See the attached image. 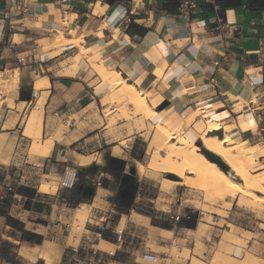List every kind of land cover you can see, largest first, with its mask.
Wrapping results in <instances>:
<instances>
[{
    "label": "crops",
    "instance_id": "0c3cea01",
    "mask_svg": "<svg viewBox=\"0 0 264 264\" xmlns=\"http://www.w3.org/2000/svg\"><path fill=\"white\" fill-rule=\"evenodd\" d=\"M221 1L223 4L214 1V8L213 0H197V7L184 15L177 9L180 0H0V219L5 229L0 239L16 244L8 246L10 260L21 259L19 264H84L88 259L92 264H144L138 257L143 251L162 254L165 261L173 246L181 253L193 244L186 236L192 228L174 219L176 214L188 219L192 210L167 212L165 218L173 219V223L168 222L170 228L162 227L163 222L153 220V215L135 209L139 197L136 190L130 202L135 222L130 226L145 227L143 240L135 244L127 240L129 233L142 231L129 227L125 235L120 218L114 222L113 242L104 238L92 248L84 238L69 241L59 222L62 215L55 212L59 204L70 199L68 194L28 183L32 172L43 170L44 175H52L69 165L87 168L69 162L67 148L80 136L73 138L75 129H69L61 140L53 139L50 153L47 145L48 155L39 157L29 154L32 138L23 130L39 98L45 127L41 136L47 126L53 131L59 119L71 118V126L75 125L73 115L79 114L86 125L91 117L96 121L94 109L99 110L102 96L83 73L70 69L73 58L80 54L82 62L102 63L148 95L155 111L146 120L151 126L160 121L172 130H184L182 137L194 143L196 124L209 120L234 123L228 131L231 138L258 141L264 127V120L258 116L264 111V68L256 64V57L264 43V0ZM227 1L230 4L224 5ZM123 9L127 18L119 17ZM216 16L224 20L223 34L215 29ZM59 32H64L67 43H62ZM46 42L55 47L42 51ZM91 73L103 86L92 67ZM43 75H47L49 85L35 94L34 80ZM101 124L97 121L91 131ZM133 147L127 151L138 158ZM113 157L110 162L116 160ZM14 168L20 170L19 176ZM91 171L84 180L95 184L93 201L98 193L100 200L114 205L121 176L104 165ZM9 184L16 195L4 190ZM19 187L25 188L19 191ZM81 203L75 207L74 219ZM23 230L35 235L23 234ZM36 235L41 236L39 243ZM73 247L80 248L79 254L71 252ZM2 251L6 249L0 248L4 258ZM205 254L201 244L195 257L202 260ZM174 261L171 264H180Z\"/></svg>",
    "mask_w": 264,
    "mask_h": 264
},
{
    "label": "rangeland",
    "instance_id": "374dc122",
    "mask_svg": "<svg viewBox=\"0 0 264 264\" xmlns=\"http://www.w3.org/2000/svg\"><path fill=\"white\" fill-rule=\"evenodd\" d=\"M63 35L64 32H59V38H61L62 43H67L68 40ZM52 42L44 43L41 50L49 51L55 47L52 45ZM64 63L62 62L60 65ZM90 63V61L87 63L82 62L81 55L78 59L73 58L70 69L71 71L83 73V77L88 78L90 84L95 87V92L102 96V104L99 105V110L94 109L96 112V121L94 122L91 117V121L88 123L89 125H86L84 121H80V115L78 114L73 115L72 118L75 121V125L71 126V118L67 121L59 119L53 131H50L48 126L46 127V131L44 130L45 135L43 134L41 139L35 140L32 136H29L32 138L29 145V154L38 155L39 157L48 155L53 139L60 138L61 140L69 132V129L74 128L72 137H80L74 144L69 145L67 148L71 156L69 162L80 163L81 166L100 167L104 165L111 167L119 177L122 175V171L132 172L133 186L136 191H139L138 201L134 203L137 206L135 209H138L145 215H153V220L156 222L167 224L168 222L173 223V219L169 217L167 219L165 218L166 216L164 214L167 212L172 213L178 210L181 214L185 209H190L192 212H195L197 216L195 227L186 233V236L192 238L193 244L191 243L185 246L181 253L178 252L179 249L176 246H173L169 251V258L167 260L162 261L158 259L152 264H161V262L171 264L175 262L174 260L179 261L180 264H264V202H260L255 196L250 197L244 195L238 186H231L223 196L214 197L212 194L207 193L205 188L197 181L189 185H178L174 183L173 181L176 178L165 171H156V173L155 171L151 172L148 170L150 173L146 171L148 173L141 174L134 167L135 172H133L132 163L134 159L139 160L146 167L152 161H158L156 158H159V155L157 154L165 155L166 151L155 146V127L147 124V118L133 122L132 119L136 115L133 106L123 100L120 95L113 93L105 84L101 86L97 77L93 76L94 73H91ZM146 96L150 99L147 94ZM41 100L42 98H39L35 106L40 103L42 115ZM97 121L102 122V124L97 130L91 131L94 129V124ZM208 123L201 124V131L203 133H211L207 130ZM232 125L234 126V123H223L221 124V128L223 129L216 131L221 133V135H223V132L228 135L229 129L233 127ZM44 128L41 122V130ZM224 128L226 129L225 131ZM255 128L252 127L253 130ZM183 132L184 130H179V134L177 135L182 137ZM263 137L264 127L261 130L258 141L251 142L236 136L232 137L231 142L244 140L249 145H258V147L264 149ZM47 145H49V153L48 148H46ZM131 145L134 146L132 150H135L138 158H132L129 155L127 150H131ZM111 156H114L113 158L116 160L110 162ZM256 163L260 164V166L258 168L255 167L251 171V175L263 179L264 186L263 154L257 156ZM121 165H123L122 170ZM64 169L61 170L60 174L52 175H44L43 170L38 173L32 172L30 174L31 181L28 184L40 185L39 188L41 190H54L57 188L63 194H68L70 199L65 201V204H59L55 212L62 215L60 216L59 222L62 221V232L67 235L69 241L76 236L78 238H84L86 243L90 244L92 248H96L95 244L104 238L113 242L114 233L112 229L114 222L120 218L122 224L120 228L125 226V235H127L126 231L129 227L132 230L138 229L137 227L130 226L131 223L135 222L133 217L134 211L131 210L130 202H121L120 198L116 196L114 205H109L107 202L99 199L98 193L94 201L92 197H88L86 207H83L82 204L79 205L82 211L78 212L76 210L74 219L73 215L78 203L76 194L71 189L62 188L59 183ZM71 169L76 170V182L85 179L86 174L84 169H78L73 165H69L67 170ZM256 194L264 196L262 193ZM154 205L159 208H154ZM121 213L124 215L121 216ZM130 213L131 216L129 215ZM78 216H81L84 220L81 225V222L76 220ZM105 216H108L106 220L104 219ZM46 219H48V216ZM228 223L234 225L233 228ZM72 228L74 229L72 230ZM80 230L82 232L78 236L77 234H79L78 231ZM138 230L142 232L139 233L136 231L129 233L127 240L130 241L132 239V243L134 244L143 240V237L145 238L147 235V232L143 231L145 227L142 226ZM211 230H214V234L212 233V235L210 234ZM244 231H250V236H244L242 234ZM4 232L3 221L0 219V233ZM48 239L52 240L50 236H48ZM0 244V248L6 249L2 253H7V256L11 252L8 246L16 245L15 243H8L4 239H0ZM201 244L206 249V256L202 260H199L195 255L200 252ZM115 248L116 246L114 245L113 251ZM138 257L140 260V256ZM160 257H162V254ZM21 261V259L7 260L0 256V264H19ZM27 262L29 261L27 260Z\"/></svg>",
    "mask_w": 264,
    "mask_h": 264
},
{
    "label": "bare ground",
    "instance_id": "6f19581e",
    "mask_svg": "<svg viewBox=\"0 0 264 264\" xmlns=\"http://www.w3.org/2000/svg\"><path fill=\"white\" fill-rule=\"evenodd\" d=\"M79 56L80 54H77L74 58L78 59ZM90 62L93 71L100 78L102 84H105L113 93L120 95L123 100L133 106L136 114L132 119L133 122H138L141 121V119L143 120V118L146 119L153 116L155 111L153 107L150 106L149 100L143 91L129 83L120 72L109 69L102 63L97 64L94 61ZM34 81L32 86L34 90L49 85L47 75L39 76ZM208 122L207 130L211 133H203L201 131V123L193 127L192 137L195 139L194 143L188 142L184 137H179L177 135L179 131L176 129L172 130L167 124L160 121L157 122L154 129V143L155 146L166 151L165 155L157 154L159 155V158H156L158 161L154 160L146 167H144L139 160H134L132 163L133 172H135V168L138 170V173L141 174L148 170L151 172L165 171L176 178L173 181L174 183L178 185H189L197 181L205 188L207 193L212 194L214 197H221L226 194L229 187L238 186L244 195L250 197L255 196L260 202H264V196L256 194H264L263 179L251 175V171L255 169V167L258 168L260 166V164L256 163V160L257 156H261V154L264 155V149L258 147V145H249L246 142H231L232 138L227 134L218 136L219 133L214 131L221 129L222 123L212 120ZM23 133L27 136H32L35 140L41 139L40 103L37 104L29 114ZM199 140L206 149L221 157L229 166V172H224L217 163L210 161L203 152H201L200 147L196 144V141ZM72 171V169L67 170V177L71 176ZM86 202L81 203L83 207H86ZM76 210L78 212L82 211L79 206ZM76 220L81 222L80 225L83 224L84 220L81 216H78ZM228 224L233 228L234 225L231 223ZM73 229L74 228H72V230ZM78 232L79 234L77 235L79 236L82 231L80 230ZM242 234L248 236L250 231H244Z\"/></svg>",
    "mask_w": 264,
    "mask_h": 264
},
{
    "label": "built area",
    "instance_id": "2783aa9c",
    "mask_svg": "<svg viewBox=\"0 0 264 264\" xmlns=\"http://www.w3.org/2000/svg\"><path fill=\"white\" fill-rule=\"evenodd\" d=\"M214 1L215 0H213V4H214ZM196 7H197V0H180V3L178 4L177 9L181 13H183L184 15H188L190 10L193 8H196ZM214 8H217L216 4H214ZM119 17L120 18H125V17L127 18L126 9H123V11L121 12ZM224 26H225L224 20L221 19L219 16H216L215 17V29L220 34H223L222 32H223ZM215 64L219 65V62L215 61ZM256 64L259 65L260 67L264 68V43L263 42L260 44V46L257 50ZM54 114H56V112H54ZM258 116L261 120H264V111H259ZM262 141L264 143V137L262 138ZM35 165L38 166V164H35ZM14 171H15L16 175L19 176L20 170L17 168H14ZM76 181H77L76 170L73 169L71 176L67 177V168H65L59 183H60V186L62 188L71 189L76 184ZM3 188L5 191H9V192L13 193V195H16V191L12 185H10V184L4 185ZM180 217L181 216L179 214H176L174 216V219L179 220ZM71 252L74 255H77L80 252V248L79 247H73ZM162 258H164V257H160V254L153 252V251H150V250L143 251L140 254V260L142 262H144V264H152V263L156 262L158 259H162ZM84 264H92L91 259L86 260V262Z\"/></svg>",
    "mask_w": 264,
    "mask_h": 264
},
{
    "label": "water",
    "instance_id": "95a60500",
    "mask_svg": "<svg viewBox=\"0 0 264 264\" xmlns=\"http://www.w3.org/2000/svg\"><path fill=\"white\" fill-rule=\"evenodd\" d=\"M165 105V102L161 103L159 105V108H162ZM218 133V131H215ZM218 136H222L221 133H219ZM196 144L200 147L201 152H203V154L210 160L213 161L215 163H217L220 168L224 171V172H229L230 168L229 166L221 159V157L219 155H217L216 153H213L212 151L206 149L201 141H196ZM100 168L99 166H87V168L84 169L85 174L86 173H91V169H98ZM130 177L133 178V173L132 172H123L122 177ZM75 188L77 190H82L81 196L84 198H88V197H92L95 193V184L92 183V181L90 180H83L80 182H77V184L75 185Z\"/></svg>",
    "mask_w": 264,
    "mask_h": 264
},
{
    "label": "trees",
    "instance_id": "16d2710c",
    "mask_svg": "<svg viewBox=\"0 0 264 264\" xmlns=\"http://www.w3.org/2000/svg\"><path fill=\"white\" fill-rule=\"evenodd\" d=\"M215 2H217V3L219 2V3H222L223 4V2L221 0H215ZM173 3H177V2L174 1ZM224 3H225L224 5H229L230 4L228 1L227 2H224ZM76 184H77V182H76ZM75 185L71 188V190L76 194L77 202L79 203V202H85V201H87L88 198L82 197L78 193L77 189L75 188ZM23 188H25V187H23ZM23 188L22 187H19L18 190L19 191H22ZM0 212L2 213L3 211L0 210ZM196 218H197V216H196V213L194 212V213H192V215L189 216L188 219H183V218L180 217V219L178 221V224L179 225H184L185 227H188V228H194L195 227V224H196ZM13 226H15V224H13ZM162 227L170 228L171 226L169 224H167V223H163L162 224ZM24 233L25 234H30V235H35L34 233L29 232V231H26V230H23V234ZM36 236H38V238L36 240V243H39V241H40L39 239L41 238V236H39V235H36ZM4 258L7 259V260H10V257L7 256V253H5Z\"/></svg>",
    "mask_w": 264,
    "mask_h": 264
},
{
    "label": "flooded vegetation",
    "instance_id": "af4514ba",
    "mask_svg": "<svg viewBox=\"0 0 264 264\" xmlns=\"http://www.w3.org/2000/svg\"><path fill=\"white\" fill-rule=\"evenodd\" d=\"M122 175H121V183L119 186L117 197L120 198L121 202L124 203L131 202L135 194V188L133 186V178L126 176L122 177ZM77 191L81 195L82 190H77Z\"/></svg>",
    "mask_w": 264,
    "mask_h": 264
}]
</instances>
